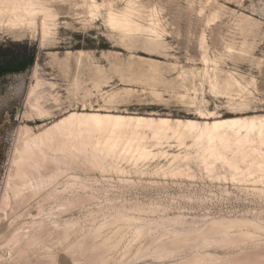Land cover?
<instances>
[{
  "label": "rangeland",
  "instance_id": "obj_1",
  "mask_svg": "<svg viewBox=\"0 0 264 264\" xmlns=\"http://www.w3.org/2000/svg\"><path fill=\"white\" fill-rule=\"evenodd\" d=\"M49 6L43 45L38 19L0 14V264H264V133L242 147L243 131L155 139L128 126L118 138L141 139L138 158L103 150L109 132L90 133L83 149L55 132L34 169L16 163L29 136L82 107L202 127L264 115V0ZM34 74L46 112L27 99Z\"/></svg>",
  "mask_w": 264,
  "mask_h": 264
},
{
  "label": "bare ground",
  "instance_id": "obj_2",
  "mask_svg": "<svg viewBox=\"0 0 264 264\" xmlns=\"http://www.w3.org/2000/svg\"><path fill=\"white\" fill-rule=\"evenodd\" d=\"M50 2L51 0H0V14L7 13L14 17L15 24L22 22L35 24L38 19L41 44L43 45L44 41L54 33V23L52 22L51 8L49 6ZM88 7H91L89 8V13L92 17L94 15V9L98 8V4L89 3ZM52 53L55 54V52ZM216 70L217 68L215 67L211 68L213 73ZM211 78L215 84L225 85L227 90H231L233 84L239 91L246 88L234 78L232 80L235 82H232L230 79L220 81L219 77L215 74H211ZM34 80L35 83L28 90L27 99L30 102L31 108H34L36 112H46L47 110L43 108L40 102L43 96L39 88L43 82L36 75ZM84 110L86 109L82 107L80 111L75 109L67 111L64 116L44 127L40 132L29 136L28 141L19 151L16 163L20 166L28 165L31 169H34L43 146L47 142L55 141V132H58L65 139L69 140V142H72L74 147L82 149L90 133H94L99 137L101 134L109 132L110 136L104 139V141H100L103 150H106L107 153L123 151L130 155H136L138 158L144 157L148 151L143 141L132 138H127L122 141L118 138L119 132L125 131L128 126L146 129L151 132L152 137L155 139L162 138L168 133L181 137L184 130L198 128V138L205 134L208 136L209 141H214L215 139L223 141L230 135L229 132L237 134L243 131L239 139L236 140V144L242 147L249 144L254 136L262 140L264 133V115L246 116L238 119H213L211 122L205 121L202 127L199 122L191 120H172L166 117L116 114L112 113L113 111H106L101 108L89 109L88 111ZM198 117L207 120L212 118L213 114L209 112L204 116L199 115ZM114 135H116L117 139L111 141L110 137ZM94 145H99L98 140ZM226 224V221L224 224L213 223L210 227L211 229H218L215 231H219L226 229Z\"/></svg>",
  "mask_w": 264,
  "mask_h": 264
}]
</instances>
